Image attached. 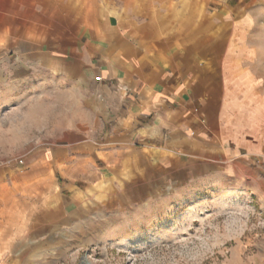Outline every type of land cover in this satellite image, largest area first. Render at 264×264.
<instances>
[{
    "label": "crops",
    "instance_id": "crops-1",
    "mask_svg": "<svg viewBox=\"0 0 264 264\" xmlns=\"http://www.w3.org/2000/svg\"><path fill=\"white\" fill-rule=\"evenodd\" d=\"M13 11L0 0V94L48 67L84 86L92 125L74 120L64 143L32 151L24 167L0 164V214L37 181L76 194L102 181L143 200L226 176L264 193V96L238 40L248 14L189 19L173 0H86L80 37L62 50L4 40Z\"/></svg>",
    "mask_w": 264,
    "mask_h": 264
},
{
    "label": "rangeland",
    "instance_id": "rangeland-1",
    "mask_svg": "<svg viewBox=\"0 0 264 264\" xmlns=\"http://www.w3.org/2000/svg\"><path fill=\"white\" fill-rule=\"evenodd\" d=\"M178 3L189 19L201 9L207 17L227 8L248 14L238 40L246 48L243 65L264 96V0H173ZM85 4L14 0L4 40L68 49L80 37ZM30 68L29 78L0 94V164L24 167L32 151L64 143L74 120L78 127L92 125L84 86L48 67ZM132 193L102 181L80 194L40 181L16 189L0 214V263L264 264V193L226 176L194 181L158 198ZM57 210L62 219L53 223Z\"/></svg>",
    "mask_w": 264,
    "mask_h": 264
},
{
    "label": "built area",
    "instance_id": "built-area-1",
    "mask_svg": "<svg viewBox=\"0 0 264 264\" xmlns=\"http://www.w3.org/2000/svg\"><path fill=\"white\" fill-rule=\"evenodd\" d=\"M23 162H24V160H23V159H19V163H21V164H22Z\"/></svg>",
    "mask_w": 264,
    "mask_h": 264
}]
</instances>
